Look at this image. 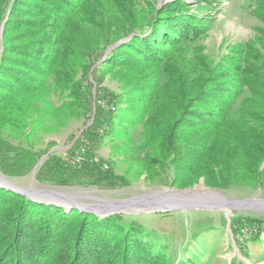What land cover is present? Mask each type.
Wrapping results in <instances>:
<instances>
[{
    "label": "trees",
    "instance_id": "1",
    "mask_svg": "<svg viewBox=\"0 0 264 264\" xmlns=\"http://www.w3.org/2000/svg\"><path fill=\"white\" fill-rule=\"evenodd\" d=\"M133 12L121 0H0V141L14 152L0 172H28L38 133L92 117L81 136L107 142L128 161V174L95 161L82 144L69 161L48 157L38 182L87 177L128 186L132 175L147 186L183 190L202 180L217 191L264 195V32L211 66L189 17L161 10L148 21ZM106 75L118 91L102 86ZM131 218L37 203L0 187V264H210V244L195 243L207 231L173 253ZM229 223L237 243L244 226L262 242L264 220L232 214ZM258 256L264 260L263 247Z\"/></svg>",
    "mask_w": 264,
    "mask_h": 264
},
{
    "label": "rangeland",
    "instance_id": "2",
    "mask_svg": "<svg viewBox=\"0 0 264 264\" xmlns=\"http://www.w3.org/2000/svg\"><path fill=\"white\" fill-rule=\"evenodd\" d=\"M121 2L127 6V10L131 8L136 13H139L138 10L144 11L148 21L157 14L156 12L161 10L164 11L163 14L165 15L182 14L189 17V21L198 26L195 32L200 29L195 46L211 66L225 63L233 55L234 49L255 40L260 31L264 32V0H121ZM8 13L7 11L6 16ZM118 15L123 19L127 13ZM0 30L1 54L3 23L0 25ZM111 49L112 47L107 49L106 53ZM91 82H93L92 79ZM116 82V78L106 75L102 86L108 91H118V83ZM84 123L83 120L68 119L66 124L62 126L38 133L39 138L34 141L35 152L38 154L35 166L28 172L21 173L16 177H7L0 172V180L27 191L35 199L49 198L50 195L47 192L49 191L84 205H104L107 202L126 200L165 190H190L199 195H205V191H211V193L218 194L216 196L219 198L223 199L221 197L223 196L231 201L264 199L260 190L250 192L240 187H231L227 190L217 191L205 187L202 180L193 187L183 190L166 186H147L142 181L143 177L133 179L132 175L128 176L130 180L128 186L106 182L95 185L87 177L80 182L65 186H56L50 182H38L36 173L48 157L55 156L62 161H69L72 157L70 150H76L79 145L83 148L82 144L92 150L95 161L98 159L105 162L113 161V170L117 175L128 174V161L121 160L120 157L116 156L107 142L99 144L96 140L81 136L82 131L92 124V117ZM12 159H14V152L0 141V162L10 163ZM77 159L80 160V157H76V161ZM103 168H107V165L104 164ZM146 211L130 214L132 216L130 220L155 232L160 236L161 241L169 244L173 253H178L183 243H189L191 241L190 236L202 229L207 231L208 238L206 240V235L199 234L195 243H197V248H201L205 241L207 246L210 244L208 249L210 264H264V260L258 256L260 248H264V225L260 233L261 243H254L250 240V237L255 234V230L248 226L240 227L239 243H237V237L232 234L229 223L232 214L264 220L263 213L244 207L234 208L228 216H226L225 211ZM251 232L252 234H250Z\"/></svg>",
    "mask_w": 264,
    "mask_h": 264
},
{
    "label": "water",
    "instance_id": "3",
    "mask_svg": "<svg viewBox=\"0 0 264 264\" xmlns=\"http://www.w3.org/2000/svg\"><path fill=\"white\" fill-rule=\"evenodd\" d=\"M1 32V30H0ZM123 42V41H121ZM36 169V168H35ZM34 169V170H35ZM0 187L23 195L29 200L37 203L53 204L66 209H77L82 212L92 213L98 217H106L114 214H139L147 211L156 212H177L183 210L196 211H225L226 216L232 213L236 207H244L264 214V199H248L241 201L227 200L225 197L222 202H216L206 195H199L197 192L184 190H165L155 192L140 197L129 198L116 202H107L104 205H84L65 199L63 195L55 192H48L49 198L42 200L32 198L27 191L18 189L0 180ZM211 192V191H209ZM213 193V192H212ZM213 195H218L213 193ZM146 211V212H147Z\"/></svg>",
    "mask_w": 264,
    "mask_h": 264
},
{
    "label": "bare ground",
    "instance_id": "4",
    "mask_svg": "<svg viewBox=\"0 0 264 264\" xmlns=\"http://www.w3.org/2000/svg\"><path fill=\"white\" fill-rule=\"evenodd\" d=\"M8 184L10 185V183H8ZM204 193H205L206 196L212 198L216 202H222L223 201V199L219 198L216 195H213V193H211V192L205 191Z\"/></svg>",
    "mask_w": 264,
    "mask_h": 264
},
{
    "label": "built area",
    "instance_id": "5",
    "mask_svg": "<svg viewBox=\"0 0 264 264\" xmlns=\"http://www.w3.org/2000/svg\"><path fill=\"white\" fill-rule=\"evenodd\" d=\"M79 159H77V161H78Z\"/></svg>",
    "mask_w": 264,
    "mask_h": 264
}]
</instances>
